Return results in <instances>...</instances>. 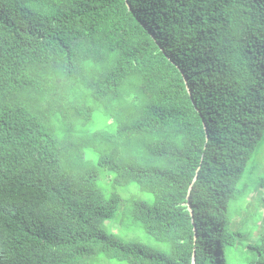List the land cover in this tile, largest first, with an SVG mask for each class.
Segmentation results:
<instances>
[{"label":"trees","instance_id":"16d2710c","mask_svg":"<svg viewBox=\"0 0 264 264\" xmlns=\"http://www.w3.org/2000/svg\"><path fill=\"white\" fill-rule=\"evenodd\" d=\"M263 149L264 0H0V264H264Z\"/></svg>","mask_w":264,"mask_h":264},{"label":"rangeland","instance_id":"374dc122","mask_svg":"<svg viewBox=\"0 0 264 264\" xmlns=\"http://www.w3.org/2000/svg\"><path fill=\"white\" fill-rule=\"evenodd\" d=\"M102 114H99L96 120L97 127L105 126V119ZM113 143H106L102 145L100 149L108 148ZM264 157V149L260 155ZM89 161L86 163L88 165ZM87 165H84L85 167ZM259 171L264 173V158L260 159L259 162ZM108 171L101 170V177L99 179V185L104 187L105 189H109L111 186V177L114 175H108ZM118 190L121 194V204L116 216L113 219L107 220L105 223V229L117 236L118 238L125 241H139L142 242L154 249H159L163 252H168L169 248L166 244L160 243L150 236H148L144 230L138 225V223H134L130 219V215L132 214V202L134 199L138 198H147L152 199V196L148 193L142 192L136 184H131L128 187H118ZM256 199L249 196L245 203L243 204V208L240 213L236 214L234 217V228L244 229L249 231L248 238L256 239L257 235L255 233V226L264 224V210L263 207L256 208ZM261 209L263 210L261 212ZM97 264H127L125 262H120L116 260H109L103 256L100 257V262Z\"/></svg>","mask_w":264,"mask_h":264},{"label":"water","instance_id":"95a60500","mask_svg":"<svg viewBox=\"0 0 264 264\" xmlns=\"http://www.w3.org/2000/svg\"><path fill=\"white\" fill-rule=\"evenodd\" d=\"M185 81H186V83H187V80H186V78H185ZM187 89H188V91H189V93L191 94V91H190V88H189V86L187 85ZM197 178V176H195V179ZM194 179V180H195ZM192 189V185L190 186V190ZM189 208H190V210H191V207H190V203H189ZM192 212V211H191ZM192 264H196V257H195V253H193V260H192Z\"/></svg>","mask_w":264,"mask_h":264}]
</instances>
